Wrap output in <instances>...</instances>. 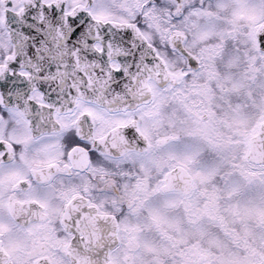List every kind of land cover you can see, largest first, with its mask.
Segmentation results:
<instances>
[{
  "label": "snow or ice",
  "instance_id": "6c2138e0",
  "mask_svg": "<svg viewBox=\"0 0 264 264\" xmlns=\"http://www.w3.org/2000/svg\"><path fill=\"white\" fill-rule=\"evenodd\" d=\"M0 264H264V0H0Z\"/></svg>",
  "mask_w": 264,
  "mask_h": 264
}]
</instances>
